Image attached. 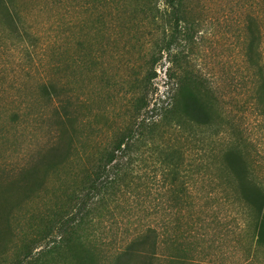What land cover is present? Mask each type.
<instances>
[{
    "label": "rangeland",
    "instance_id": "374dc122",
    "mask_svg": "<svg viewBox=\"0 0 264 264\" xmlns=\"http://www.w3.org/2000/svg\"><path fill=\"white\" fill-rule=\"evenodd\" d=\"M13 5V29L0 16V187L47 152L60 98L74 126L68 162L48 171L42 188L13 208V237L0 264H113L148 226L161 234L155 264H264L252 215L221 168L226 142L234 140L254 179L264 182V120L258 123L244 106L251 96L249 54L258 58L264 42V0H180L186 34L171 53L175 18L168 0ZM179 82L213 115L222 133L216 143L186 144L189 135L211 137L212 131L187 123L183 133L154 110L171 105ZM45 85H52V97ZM143 97L150 106L139 115L136 104ZM146 118L159 124V133L137 144L122 189L95 205L79 227L69 225L60 253H48L50 241L60 240V224L76 215L84 199L75 203L88 171ZM177 152L184 164L166 166L163 176L158 167ZM152 177L170 182L162 188ZM173 177L182 178L172 186ZM51 228L50 240L44 236Z\"/></svg>",
    "mask_w": 264,
    "mask_h": 264
},
{
    "label": "trees",
    "instance_id": "16d2710c",
    "mask_svg": "<svg viewBox=\"0 0 264 264\" xmlns=\"http://www.w3.org/2000/svg\"><path fill=\"white\" fill-rule=\"evenodd\" d=\"M180 0H168V5L174 9L175 30L171 41L168 45L169 53L173 50V45L178 44L186 31L180 24V15L178 13V5ZM14 0H0V16L5 25L9 29H13L16 23ZM250 37L253 32L250 31ZM249 49L253 52V39L249 42ZM179 54H175L172 62L176 63ZM178 63V61H177ZM248 72H250L251 86L250 98L245 102L246 109L255 116L256 121L264 120V42L260 43V54L256 58L253 54H249ZM179 64V63H178ZM52 85H45L43 88L45 95L52 97ZM52 89V90H51ZM55 92V91H54ZM171 105L154 109L159 111L163 116V120L167 125L175 127L185 133L184 129L187 123H193L197 129L212 131L211 137H206L205 133L191 134L187 137L186 144H207L216 143L220 137L221 130L216 129V124L213 115L207 110L204 103L199 101V98L193 95L187 87L182 83H175L171 90ZM57 94V93H55ZM59 96V95H57ZM59 98V97H57ZM148 97H143L136 104L137 113L140 115L150 106ZM59 106L55 111L54 119L56 124L51 132L49 148L46 153L38 155L33 161L27 163L20 169L17 176L9 174L8 180L0 187V257L8 251L11 238L13 237V228L11 223L12 210L26 203L44 183L45 174L57 167L65 165L70 159L71 146L73 137L69 134V126H74V118L69 111L68 105L63 99H59ZM134 131L121 135L117 141L112 144L101 157L98 166L92 171H88L86 184L80 191V199L76 198L77 204L81 198H84L79 203L76 215L69 220L60 224L58 229V238L60 240L50 241V249L48 253L52 254L57 251L61 252L65 245V239L69 235L68 228L71 226L75 229L83 221L89 219L95 205L106 200L122 189L124 180L128 177L127 160L132 158L136 147L148 137L155 138L159 133V124L153 119H144ZM148 135V136H147ZM215 138H217L215 140ZM138 144V145H137ZM228 148L225 149L222 155V171L227 177H232V183L235 182V196L238 201L247 207L252 217V227L256 243L260 247H264V182L256 181L247 165L243 153L237 148V144L228 141ZM225 145V146H226ZM187 146V145H186ZM182 153L177 152L170 154L164 159L159 171L166 176V166L174 165L175 161H181ZM177 161V162H178ZM184 161H181L183 165ZM178 165V166H179ZM176 165L172 166L173 169ZM42 172L44 174L42 175ZM182 177H173L172 186L177 183ZM167 180L170 182V177H152V182L155 186L162 188ZM70 225V226H69ZM76 225V226H75ZM80 230L83 227L80 226ZM54 234V229L48 230L45 233L47 239H50ZM134 239L127 243V246L122 249L123 253L119 254V258L113 264H155L158 258L159 249L161 246L160 229L148 226L146 229L137 234ZM51 240V239H50ZM41 253H44L43 251ZM40 253V254H41ZM129 259L127 262L123 260ZM25 264H38V261H30Z\"/></svg>",
    "mask_w": 264,
    "mask_h": 264
}]
</instances>
